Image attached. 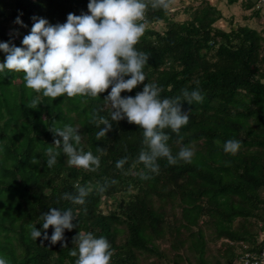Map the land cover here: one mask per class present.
<instances>
[{"label": "trees", "instance_id": "1", "mask_svg": "<svg viewBox=\"0 0 264 264\" xmlns=\"http://www.w3.org/2000/svg\"><path fill=\"white\" fill-rule=\"evenodd\" d=\"M88 3L0 0V41L22 46L33 17L64 23L69 13H88ZM244 6L253 8L255 3L246 0ZM168 12L149 7L146 20L167 19ZM18 16L23 26L15 22ZM222 17L221 10L206 1L188 20L168 19L162 32L146 28L135 46L150 56L144 68L145 83L162 88L161 99H183V90H198L203 96L202 102H180L189 121L178 134L164 130L172 154L190 147L192 162L170 165L160 158L158 174L138 161L145 148L143 130L126 118L111 121L106 136L96 138L105 126L97 127L90 122L91 116L98 111L110 120L111 105L104 98L111 87L96 98L62 95L52 100L26 88L23 72H0V257L8 264H75L77 257L70 252L77 247L74 237L79 231L107 238L114 250L111 264H138L136 250L160 253L156 238L168 231L174 243L190 239V252L204 262L208 230L214 239L227 241V264H233L244 245H254L260 225L251 229L248 221L264 222V34L249 25L229 30L215 26ZM5 58L0 50V62ZM142 90L140 84L121 95L135 96ZM36 97L41 104L27 107ZM53 125L78 128L81 142L77 147L100 156V167L89 171L69 166L61 148L56 164L48 168L46 149L55 148L56 139L62 142V137L49 130ZM230 139L240 141L235 154L224 151ZM34 157L40 164L30 163ZM124 157L127 162L118 169L116 163ZM142 174L150 178L142 179ZM106 179L117 183L103 193L97 191L96 186ZM77 185L93 189L83 205L62 199L65 193L76 195ZM130 185L137 190L128 200L108 212L102 209L103 196L112 197ZM53 207L72 209L75 216L74 227L65 229L64 240L56 244L43 239L44 231L50 237L54 229L44 230L41 219ZM168 207L173 222L168 221ZM33 226L41 230L36 240L30 234ZM125 230V240L120 242Z\"/></svg>", "mask_w": 264, "mask_h": 264}, {"label": "clouds", "instance_id": "2", "mask_svg": "<svg viewBox=\"0 0 264 264\" xmlns=\"http://www.w3.org/2000/svg\"><path fill=\"white\" fill-rule=\"evenodd\" d=\"M174 2L175 0H89L87 7L90 14L69 13L64 23L51 24L45 18L33 17L35 22L30 33L23 37L22 46L0 42V50L6 54L4 62H0V72H23L26 88L52 100L62 95L67 98H96L111 87L104 98L111 105L110 120L99 116L98 111H94L91 116L90 122L97 127L105 126L96 133L98 140L111 130V121L118 122L126 118L130 124L143 130L145 148L140 151L138 161L149 172L159 173L157 161L160 158H166L170 165H175L178 161L191 163L193 149L183 147L174 156L167 143L169 135L164 130L170 128L178 134L189 121L188 112L182 111L180 102H202L203 96L198 90H183V99L180 96L161 99L162 88L154 82L145 83L144 68L150 56L135 47L146 31L149 7L167 12ZM15 22L23 26L19 16ZM140 84H143V90L135 96L121 95L124 91L131 92ZM39 104L41 101L36 97L30 99L27 107L37 108ZM49 130L54 136L62 137V142L56 139V147L46 149L48 168L56 164L61 155L57 149L61 148L67 156L69 166L89 171H96L100 167V156L77 147L81 142L78 128L53 125ZM240 146V141L230 139L224 144V151L235 154ZM127 159L124 157L117 161L116 167L122 169ZM30 163L40 164V161L34 157ZM141 178L147 180L150 177L142 174ZM115 183L117 181L114 179H106L103 185L96 186V190L103 193ZM76 188V195L65 193L62 199L83 205L93 189L91 186L79 185ZM74 218L72 209L53 207L42 213L43 229L47 230L50 226L54 229L50 237L44 231L43 239H50L52 244L63 241L65 229L71 230L74 227ZM30 234L36 240L41 237V230L33 226ZM74 243L77 247L70 255L77 257L75 264H111L114 250L107 238H97L91 232L79 231L74 237ZM0 264H8V261L0 257Z\"/></svg>", "mask_w": 264, "mask_h": 264}, {"label": "rangeland", "instance_id": "3", "mask_svg": "<svg viewBox=\"0 0 264 264\" xmlns=\"http://www.w3.org/2000/svg\"><path fill=\"white\" fill-rule=\"evenodd\" d=\"M206 1L214 4V0H175L172 8L168 12L167 19H157L156 21L149 23L147 22L146 28L152 27L159 31H164L167 28L168 19L184 21L190 19L195 10L202 6ZM246 2V0H245ZM250 2H252L250 0ZM249 9V10H248ZM257 7L245 8L242 3L241 6L232 8V10L224 9L228 12V16L222 17L220 20H217L214 25L229 30L231 27H237L238 25L244 23H250L253 26L259 27L261 32L264 34V22L261 20L252 19L246 17V14L249 15L251 12L256 10ZM261 9H259L260 11ZM263 10V9H262ZM249 19V20H248ZM147 21V20H146ZM136 188L133 186H128L127 188L118 189L114 196L105 197L103 196L101 207L105 212L112 210L117 207V205L124 200H128L131 197V194L136 192ZM264 196V190L262 191ZM172 209L168 207V221L173 222V213ZM175 212H178L180 215V210L177 208ZM260 221L257 218H252L248 221V227L251 229H257ZM208 244L205 249V262L200 260L199 254L190 252V239L185 244H180L179 241L175 242V239L170 231L166 232L165 236L161 238H156V244L159 247L160 253L141 252L136 250L138 264H227L226 257V243L225 239H214L211 230L207 231ZM255 232V231H254ZM126 230L120 234L119 241L124 242L126 237ZM187 233H185V236Z\"/></svg>", "mask_w": 264, "mask_h": 264}, {"label": "built area", "instance_id": "4", "mask_svg": "<svg viewBox=\"0 0 264 264\" xmlns=\"http://www.w3.org/2000/svg\"><path fill=\"white\" fill-rule=\"evenodd\" d=\"M251 1L255 3V7L258 9H264V0ZM14 37L18 38V35L15 34ZM257 236L258 240L252 247L244 245L243 248L239 249L233 264H264V222L260 224Z\"/></svg>", "mask_w": 264, "mask_h": 264}, {"label": "crops", "instance_id": "5", "mask_svg": "<svg viewBox=\"0 0 264 264\" xmlns=\"http://www.w3.org/2000/svg\"><path fill=\"white\" fill-rule=\"evenodd\" d=\"M214 1L216 2V3H214V5H216L221 10L223 18L225 16H228V14L226 13L228 11H226L224 9L232 10V8H235V7L239 6V5L241 6V3H242L243 6L245 4V0H237L235 3H229L228 0H214ZM244 7L245 8H250V7H246V6H244ZM250 10H251V8H250ZM246 17H249L251 19L253 17L252 22H253L254 19H256L258 21L261 20L262 22H264V9L260 10L259 12H256V13L253 11L249 15L246 14ZM241 25H249V26L257 28L258 30H261L259 27L253 26L252 24L247 23V22L244 23V24H241Z\"/></svg>", "mask_w": 264, "mask_h": 264}]
</instances>
